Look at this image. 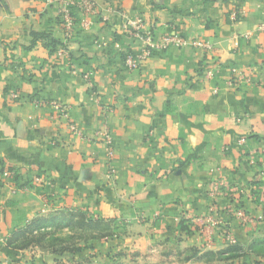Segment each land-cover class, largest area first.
Instances as JSON below:
<instances>
[{
    "label": "crops",
    "instance_id": "obj_1",
    "mask_svg": "<svg viewBox=\"0 0 264 264\" xmlns=\"http://www.w3.org/2000/svg\"><path fill=\"white\" fill-rule=\"evenodd\" d=\"M89 1H74L66 41L60 4L0 0V264L54 260L6 241L79 213L112 231L90 230L89 252L105 258L120 248L137 264H208L230 237L244 254L212 264H264L253 252L264 243V0ZM147 34L151 55L127 69ZM167 37L190 44L158 47ZM233 68L248 79L238 87Z\"/></svg>",
    "mask_w": 264,
    "mask_h": 264
},
{
    "label": "trees",
    "instance_id": "obj_2",
    "mask_svg": "<svg viewBox=\"0 0 264 264\" xmlns=\"http://www.w3.org/2000/svg\"><path fill=\"white\" fill-rule=\"evenodd\" d=\"M76 22V20H75ZM33 38V43L42 40L47 42V47L50 48V50L56 51L57 48L63 47V42H59L54 40L50 35L44 34V33H36L33 32L31 34ZM91 220H87L86 216L84 214H71L68 216L64 214L54 215L50 216V218H38L35 221H33L30 225L24 227L17 233L13 234L11 237H9L6 241V245L8 248H12L15 251L18 250H25L31 247H39L42 249L49 250L50 253L54 257V261L56 264H67L61 260H63L66 257L73 258L72 264H94V259H96L95 254L88 255L87 259H85L82 262H76L75 261L76 256L81 255L85 251H92L95 249L94 243L90 240L95 238H90V245L86 247H81V245L75 243L77 240H74L76 238L71 237L65 239L67 236H59V233L62 232L65 229L69 230H77L74 232V235L82 234L84 231L91 232V229H94L93 232L99 233V231H105L104 233L96 234V238L99 240L102 237H104L106 234L112 233L110 229H107L104 226H100V224L95 225L93 227L91 224ZM92 233V232H91ZM69 236V235H68ZM70 237V236H69ZM79 242V241H78ZM98 248L102 246V243L97 242ZM118 248V246H117ZM257 248V247H256ZM258 251L255 250V247H253V252H257L258 256L261 257V259L264 261V243L259 244ZM195 252V251H193ZM242 250L237 247V245H233L230 248L227 249L225 254H229L228 256H225L224 253L219 254L216 256L214 253H207L205 257V261L208 264H212V262L216 261H223V260H234L236 258L241 257ZM192 253V252H191ZM242 254V255H241ZM108 258H110V264H137L131 262H127V255L125 254L123 249L118 248L116 251L108 253ZM256 264H261L256 262Z\"/></svg>",
    "mask_w": 264,
    "mask_h": 264
},
{
    "label": "built area",
    "instance_id": "obj_3",
    "mask_svg": "<svg viewBox=\"0 0 264 264\" xmlns=\"http://www.w3.org/2000/svg\"><path fill=\"white\" fill-rule=\"evenodd\" d=\"M75 0H47V2L49 3H54V4H60L61 5V10L59 12L60 16H61V24H62V27H63V31H64V35H65V38H66V41H68L69 39L72 38L73 36V33H74V30H75V17L72 13V5L75 3L74 2ZM77 1H80V4L79 5H82L85 7H87V9H90L91 8V3L89 0H77ZM259 32H264V22H262L258 28ZM144 42H145V47H144V50H143V53L138 56V57H132V56H128L125 58V61H124V66L129 69V70H135L137 68H139V66L142 64V62L148 58L150 55H151V49L154 48V43H153V40H152V37L150 34H147L145 36V39H144ZM170 44H175V45H178V46H184V45H187V44H190L189 42L185 41L184 39H181V38H165L163 40V42L158 45V47H161V48H165L167 47L168 45ZM192 45L193 46H196V47H208L207 45L203 44V43H200V42H192ZM59 52L60 53H63L64 52V47H60L59 49ZM231 78L229 80V87H238L240 84H242L243 82H245L246 80H248L246 78V76L244 75V73L239 69V68H233L231 70ZM217 93V92H215ZM14 98H19L18 95H14ZM51 106L56 110L57 112V116L56 118H60V119H65V120H68V109L66 106L58 103V102H53L51 104ZM69 129L72 133L74 134H77L78 133V128L72 124V123H69ZM104 140H105V145L107 147V160L110 163H112L113 161V157H114V150H113V140L112 138L109 136L108 133H105L102 135ZM37 181H39L37 179ZM228 242L230 244H233L235 245L236 244V241L230 237H228Z\"/></svg>",
    "mask_w": 264,
    "mask_h": 264
},
{
    "label": "rangeland",
    "instance_id": "obj_4",
    "mask_svg": "<svg viewBox=\"0 0 264 264\" xmlns=\"http://www.w3.org/2000/svg\"><path fill=\"white\" fill-rule=\"evenodd\" d=\"M104 232L105 231L102 230V231H99V233H97V234H99L98 236H100V234H102ZM69 236L67 235L65 237V239H67V238L69 239L71 237H74V238H76L74 240H77L75 245L79 244V245H81V247H86V246L90 245L91 242L89 240H90V238H93L94 234H93V232L91 233V232H88V231H84V232H82V234H78V235L70 234ZM27 255L33 256V257L29 258V259H32L31 260L33 262L32 264H50V263L56 264V262L54 260H51V258H49L48 254H46V253H41V252L37 251L36 254H35L36 256L33 255L30 252ZM88 255H90V252L85 251L81 255L76 256L75 261L78 260L76 262H82L85 259H87V257H89ZM61 261L65 262L67 264H72L73 263V258L66 257V258H64ZM110 263H111L110 262V258H105L104 255L98 254L96 256V259H94V264H110Z\"/></svg>",
    "mask_w": 264,
    "mask_h": 264
}]
</instances>
